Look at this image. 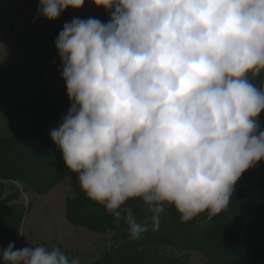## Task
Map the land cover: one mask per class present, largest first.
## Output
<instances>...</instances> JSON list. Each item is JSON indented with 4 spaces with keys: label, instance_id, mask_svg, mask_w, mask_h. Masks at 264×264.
Masks as SVG:
<instances>
[{
    "label": "clouds",
    "instance_id": "obj_1",
    "mask_svg": "<svg viewBox=\"0 0 264 264\" xmlns=\"http://www.w3.org/2000/svg\"><path fill=\"white\" fill-rule=\"evenodd\" d=\"M90 2L109 20L75 17L55 40L70 107L49 136L65 167L132 239L149 230L133 201L152 231L168 207L182 224L212 220L264 161V0ZM84 4L39 0L37 13L55 21ZM0 257L80 264L43 245L10 243Z\"/></svg>",
    "mask_w": 264,
    "mask_h": 264
},
{
    "label": "rangeland",
    "instance_id": "obj_2",
    "mask_svg": "<svg viewBox=\"0 0 264 264\" xmlns=\"http://www.w3.org/2000/svg\"><path fill=\"white\" fill-rule=\"evenodd\" d=\"M0 3L5 8L8 7V4L16 6L13 18V35L0 43V79H4L15 87V92L8 94V98L17 102L6 106L0 99V141L4 147L8 148L5 168L22 171L23 165L28 163L29 168L35 172L37 162L44 160L47 163L41 164L40 173L53 172L57 168L64 169L65 165L61 154L49 136L50 130L57 127L59 123L42 113L41 109L45 107L39 106L40 102L35 106L31 102L35 94L31 85H35L37 88L42 87L59 93V98H63L65 101L64 104L70 106L65 83L59 71L60 59L59 56L56 58L53 56L54 60H52L48 58L49 56L42 57L37 53L27 52L23 46V39L26 36H31L55 41L63 25L73 18L94 17L102 22H107L110 18L109 14L103 8H98L91 3L90 0H85V4L79 10L66 9L57 20L48 21L38 15V4L22 0H0ZM1 15L2 11L0 10ZM29 92L31 95L28 94ZM66 110V106H64L59 111V116L62 117ZM262 119H264L263 114ZM43 140L47 146L45 150L48 159L41 156L40 142ZM25 152L28 153L25 154ZM26 158L28 159L26 160ZM45 165L47 167L44 168ZM68 176L71 177L70 181L67 179ZM77 195L83 196L87 200L84 192L79 188L77 175L71 172L67 173L58 185L43 194L27 190L25 183L18 179L0 181V234L7 231L6 223L13 224L15 218L20 217L15 230L16 249L39 245L49 249L58 247L69 258H79L80 264H141L142 262H146L144 264H159L158 261L146 257L133 259L135 248L144 246L140 245V241L163 235L158 231H152L151 225H148L149 230L142 233L138 239H132L125 230H95L68 223L64 216L65 207L67 202ZM134 202L137 205L139 203V201L130 203ZM86 206L95 214L101 205L87 202ZM171 217L179 218V214L172 207L165 209L160 214V221L162 220L165 224H175L176 218L171 219ZM174 226L175 229H178V225ZM18 230H21L25 236L19 235ZM5 238L10 239V235L7 234ZM151 246V249L150 245L148 246V252L160 247L156 242ZM242 246L231 250L239 251ZM157 252L159 251L155 253ZM187 257L183 262L207 264L204 255L199 251H191ZM232 260L233 257H230L229 261Z\"/></svg>",
    "mask_w": 264,
    "mask_h": 264
},
{
    "label": "trees",
    "instance_id": "obj_3",
    "mask_svg": "<svg viewBox=\"0 0 264 264\" xmlns=\"http://www.w3.org/2000/svg\"><path fill=\"white\" fill-rule=\"evenodd\" d=\"M22 1L39 4V0ZM7 6L5 8L0 3V10L2 11L0 16V43L11 37L14 32L13 18L16 6L15 4H8ZM4 9L6 10L4 11ZM23 46L27 52H34L42 57L49 56L48 58L52 59L53 56L54 58L59 56L55 48V41L49 39L44 40V38L26 36L23 39ZM31 88L35 90L31 100L34 103L33 106L40 102L39 106L45 107L41 109L42 113L55 119L56 123H60L70 106L64 104V99L59 98V93L57 92H52L42 87L37 88L35 85H31ZM14 92V86L4 79H0V99L4 105L9 106L12 103H17L16 101L14 102V99L8 98V94ZM28 94L31 95L30 92ZM18 95L24 96L22 94ZM64 106H66L67 110L61 117L59 116V111ZM40 143L41 156L48 159L45 141L43 140ZM27 153L25 152V154ZM7 154L8 148L4 147V144L0 141V181L18 179L25 183L27 190L37 194H43L51 190L69 173L66 167L64 169L57 168L53 172L40 173L41 164L47 163L44 160L37 162L35 172L29 168L28 163L23 165L22 171L6 169ZM44 176L46 177L44 178ZM262 189L264 190V161L258 162L256 167L242 174L235 186L232 200L225 211L215 216L212 220H207L205 213L186 224L180 223L178 217H171V219L176 218L175 224H165L161 220L162 226H159L157 231L163 235L157 238H155L156 236L145 238L140 241V245L144 246L135 248L133 259L146 257L147 259L158 261L159 264H189L183 262L185 258H188V253L199 251L204 255L207 264H264V191ZM87 202L91 201L85 200L83 196L78 195L67 202L64 214L66 221L72 225L85 226L89 229H104L106 231L119 229L127 232V226L123 221H116L114 217L105 211L103 206H100L98 212L93 214L89 207L86 206ZM129 206L135 210L134 213L139 223L151 225L152 213L146 205L139 201L138 205L134 202L130 203ZM19 221L20 217L15 218L13 224L6 223L7 226L5 228L7 231H3L0 234V239H2L0 240V253L10 243H13L14 250L16 249L15 230ZM174 225H178V229H175ZM7 234L10 235V239L5 238ZM129 240L131 241V238ZM155 242L160 247L148 252V246L150 245L151 249V245ZM240 245L243 246L239 251L231 250ZM156 251L159 252L155 253ZM230 257H233L232 261H229ZM144 263L146 262L141 264ZM0 264H3V260H0Z\"/></svg>",
    "mask_w": 264,
    "mask_h": 264
}]
</instances>
